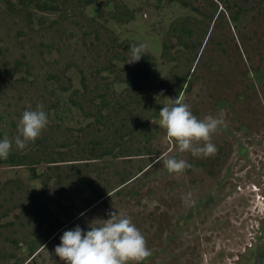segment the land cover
<instances>
[{
	"label": "rangeland",
	"instance_id": "374dc122",
	"mask_svg": "<svg viewBox=\"0 0 264 264\" xmlns=\"http://www.w3.org/2000/svg\"><path fill=\"white\" fill-rule=\"evenodd\" d=\"M86 3L0 0V140L23 157L0 164V264H64L63 232L110 212L146 238L142 264H231L264 215V0ZM132 45L146 54L127 64ZM176 98L221 121L214 155L160 127ZM38 104L49 123L21 150Z\"/></svg>",
	"mask_w": 264,
	"mask_h": 264
},
{
	"label": "clouds",
	"instance_id": "9594fccd",
	"mask_svg": "<svg viewBox=\"0 0 264 264\" xmlns=\"http://www.w3.org/2000/svg\"><path fill=\"white\" fill-rule=\"evenodd\" d=\"M129 50L131 57L127 64L139 62L146 54L144 45H132ZM43 109V104H38L36 110L23 112L17 126L18 135L14 138L19 149L35 143L47 127L49 120ZM159 115L160 127L166 130L167 137L178 145L181 153L190 151L193 156L205 157L216 153L211 137L221 121L213 116L198 119L190 106L178 98L173 104H164ZM200 142L202 146L196 147ZM12 144L7 135L0 140V159L9 157ZM163 164L169 173L177 174L191 167L186 160L175 158L164 159ZM102 221L99 226L91 222L87 231L79 225L64 231L60 244L55 247V255L64 264H142L151 255L146 238L130 218L110 212L109 218Z\"/></svg>",
	"mask_w": 264,
	"mask_h": 264
},
{
	"label": "flooded vegetation",
	"instance_id": "af4514ba",
	"mask_svg": "<svg viewBox=\"0 0 264 264\" xmlns=\"http://www.w3.org/2000/svg\"><path fill=\"white\" fill-rule=\"evenodd\" d=\"M244 132L248 131L245 130ZM259 223L260 225L256 228L257 232L245 244L243 251L232 259L231 264H258V254L264 248V215Z\"/></svg>",
	"mask_w": 264,
	"mask_h": 264
},
{
	"label": "trees",
	"instance_id": "16d2710c",
	"mask_svg": "<svg viewBox=\"0 0 264 264\" xmlns=\"http://www.w3.org/2000/svg\"><path fill=\"white\" fill-rule=\"evenodd\" d=\"M87 3H91L93 0H86ZM86 3V4H87ZM38 8H40L38 5H35ZM0 164H6L11 167H17L23 165V157H15L13 154L10 153L9 157L7 159H0ZM125 182H122L124 184ZM101 196L98 198L100 199ZM85 208L80 209L79 212H82ZM63 229V225H60L58 228V232H60Z\"/></svg>",
	"mask_w": 264,
	"mask_h": 264
},
{
	"label": "water",
	"instance_id": "95a60500",
	"mask_svg": "<svg viewBox=\"0 0 264 264\" xmlns=\"http://www.w3.org/2000/svg\"><path fill=\"white\" fill-rule=\"evenodd\" d=\"M258 264H264V248L258 254Z\"/></svg>",
	"mask_w": 264,
	"mask_h": 264
}]
</instances>
